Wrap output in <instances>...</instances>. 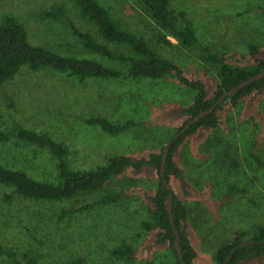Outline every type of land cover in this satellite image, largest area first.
I'll return each mask as SVG.
<instances>
[{"label": "rangeland", "instance_id": "obj_1", "mask_svg": "<svg viewBox=\"0 0 264 264\" xmlns=\"http://www.w3.org/2000/svg\"><path fill=\"white\" fill-rule=\"evenodd\" d=\"M97 1L122 28L145 38L154 50L175 61L188 79L204 82L210 96L214 94L218 81L213 66L202 60L200 50L158 44L159 29L139 0ZM170 1L176 11L188 14L201 45L230 57L232 65L264 57V0ZM57 5L69 12L79 30L94 33L106 43L71 0H0V22L15 17L34 46L121 69L83 50L69 21L42 17L43 11ZM252 45L259 48L256 57ZM21 71L0 88V163L45 182H57V160L48 151L13 137L18 126L68 145L71 168L94 170L114 156L148 160L160 154L188 120L183 110L194 98V92L173 77L80 82L66 73L34 74L27 67ZM221 105L216 130L201 128L184 141L176 156L182 176L171 182L172 192L190 211L189 233L197 264H216L218 250L237 232L251 238L255 228L264 226V92L246 98L237 108ZM97 116L114 124L139 126L113 136L85 123ZM157 181L155 169L129 170L103 191L59 202L17 198L6 203L4 197L13 190L0 187V246L13 249L22 264H27L28 254L37 256V264H69L77 259L83 264H176L171 247L159 243L158 231L142 226L143 221H152ZM106 192L122 194L120 201L79 211ZM123 243L135 249L133 260L113 256L112 251ZM0 264L11 262L0 256ZM240 264H264V259Z\"/></svg>", "mask_w": 264, "mask_h": 264}, {"label": "trees", "instance_id": "obj_2", "mask_svg": "<svg viewBox=\"0 0 264 264\" xmlns=\"http://www.w3.org/2000/svg\"><path fill=\"white\" fill-rule=\"evenodd\" d=\"M81 18L96 29L101 40L89 31L79 30L69 18V12L61 6H54L41 13L44 19L54 21L67 20L72 33L78 38L83 50L98 55L103 59L119 64L121 69L111 68L95 59L63 56L45 47L34 46L29 42L25 27L12 16H6L0 22V88L14 79L21 69L39 74L44 71H54L69 74L80 82L89 79L111 80H163L167 77L175 78L181 85L194 92L192 103L183 110L188 117L185 128L201 113L219 104L220 99L228 92L239 87L242 83L264 72V57H257L253 62L243 66L231 64L230 57H221L208 47L202 46L188 14L178 12L172 8L170 0H139L147 15L159 29L156 36L157 43L169 48L185 50H200L204 62L213 66L217 77V86L210 96L206 85L202 81L190 80L183 69L173 60L165 58L154 50L148 41L135 33L120 26L111 13L97 0H71ZM175 41L172 42L171 40ZM259 52L257 46H251V54L256 57ZM239 61V60H238ZM264 92V79L253 82L226 98L224 103L233 108L248 97ZM222 108L219 104L215 111L209 113L196 124L191 125L187 132L179 139L173 140L169 148L165 171L162 174L164 150L160 154H152L150 159H135L132 156H114L108 158L105 165L94 170L73 169L69 163L70 149L68 145L57 141L46 133H40L25 126H18L12 131V136L22 143L36 146L48 151L57 160L58 180L55 183L39 181L24 171L6 168L0 163V187L11 188L13 193L6 195L4 201L27 199L35 202H59L70 200L80 194H94L103 191L112 181L125 175L126 171L137 173L148 168L155 169L158 181L155 184L156 194L152 198L154 211L152 221H143L142 226L149 232L158 231L160 244H168L176 255V264H181L175 248L177 233L180 236V249L186 264H197V251L189 233L190 211L185 202L175 195L171 203L170 221L167 212V202L170 192L166 184L171 185L173 179H180V169L176 156L184 141L194 135L201 128L216 130L219 125L218 112ZM87 125L97 126L106 134L118 136L125 134L139 124L126 122L114 124L106 117H90L85 120ZM182 128V129H183ZM179 132H181V130ZM178 132V133H179ZM260 162L259 156H255ZM122 194L106 192L96 203L88 205L79 211L95 210L99 207L116 204ZM64 214L71 215V212ZM248 233L237 232L232 241L225 243L217 252L216 264H240L257 259H264V226H259ZM113 256L124 260H133L135 249L128 243H123L112 251ZM0 256L9 259L11 264H22L18 254L10 248L0 246ZM27 264H37V256L25 255ZM69 264H83L77 259Z\"/></svg>", "mask_w": 264, "mask_h": 264}, {"label": "water", "instance_id": "obj_3", "mask_svg": "<svg viewBox=\"0 0 264 264\" xmlns=\"http://www.w3.org/2000/svg\"><path fill=\"white\" fill-rule=\"evenodd\" d=\"M264 79V72L262 74H259L253 78H251L250 80L242 83L239 87L233 89L232 91L226 93L219 101V104H222L224 103V101L226 100L227 97L235 94L236 92H238L240 89L248 86L249 84L253 83V82H256V81H259V80H262ZM219 104H216L214 105L212 108H210L209 110L201 113L198 117H196L195 119H193L185 128H183L181 130V132H179L175 137H174V140H177L179 139L182 135H184L187 130L191 127V125L193 124H196L197 122H199L202 118H204L205 116H207L209 113H212L215 111L216 107L219 105ZM172 143H173V140L169 141L168 144L166 145L165 147V150H164V156H163V162H162V174L164 173L165 171V167H166V159H167V154H168V151H169V148L172 146ZM167 186V189L168 191L170 192V195H169V198H168V202H167V212L170 216V221L172 224H174V221H173V218H172V215H171V203H172V199H173V193H172V187L171 185L169 184H166ZM180 243H181V239H180V236L179 234L177 233V239H176V243H175V248H176V251L178 253V257L181 261V264H186L183 260V256H182V253H181V249H180Z\"/></svg>", "mask_w": 264, "mask_h": 264}]
</instances>
